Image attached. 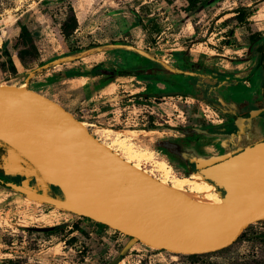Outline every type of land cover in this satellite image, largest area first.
I'll use <instances>...</instances> for the list:
<instances>
[{
    "label": "rangeland",
    "instance_id": "374dc122",
    "mask_svg": "<svg viewBox=\"0 0 264 264\" xmlns=\"http://www.w3.org/2000/svg\"><path fill=\"white\" fill-rule=\"evenodd\" d=\"M184 5L183 0H15L0 17V85H23L64 105L117 155L125 159L130 150L136 156L132 162L157 181L165 179L166 171L170 172L167 181L171 176H189L198 165L264 140V70L256 68L255 54V47L264 42V0H213L187 19ZM70 7L77 28L65 36L61 25ZM238 8L244 9L245 20L224 24ZM148 15L153 18L150 23ZM21 23L32 32L35 58L26 55L21 60L11 48ZM134 24L137 27L131 29ZM122 26L131 31L121 35ZM228 29L233 30L232 37L227 36ZM252 33L261 37L254 44L249 39ZM3 42L15 73L1 50ZM121 43L171 67L190 68L189 63L195 62L208 83L219 84L211 85L204 98L209 107L194 111L189 99L148 93L141 77L150 65L141 56H135L132 66L143 71L138 80L113 79L101 85L68 79L78 74L66 70L72 66L118 63L124 53L110 47ZM79 89L81 96L93 97L92 103L97 99L94 109L67 106L64 100L74 99ZM230 101H242L251 109L235 128L225 110ZM251 111L257 112L250 115ZM169 139L178 140L179 154L167 152L164 141ZM0 145L7 155L0 159L4 175L38 192L60 195L30 163L24 164L1 141ZM0 264H264V219L249 224L222 250L181 254L150 247L111 227L0 186Z\"/></svg>",
    "mask_w": 264,
    "mask_h": 264
},
{
    "label": "water",
    "instance_id": "95a60500",
    "mask_svg": "<svg viewBox=\"0 0 264 264\" xmlns=\"http://www.w3.org/2000/svg\"><path fill=\"white\" fill-rule=\"evenodd\" d=\"M0 141L60 195L11 181L7 188L156 249L219 251L264 219V140L197 166L195 173L224 199L225 212L197 210L165 197L62 106L26 88L0 85Z\"/></svg>",
    "mask_w": 264,
    "mask_h": 264
},
{
    "label": "crops",
    "instance_id": "0c3cea01",
    "mask_svg": "<svg viewBox=\"0 0 264 264\" xmlns=\"http://www.w3.org/2000/svg\"><path fill=\"white\" fill-rule=\"evenodd\" d=\"M148 21L152 22L153 18H150V15H148ZM142 21V20H141ZM121 29V35H125L128 33V31H131V29L136 28L137 26L134 24L132 25V28L129 29L128 26ZM114 47L121 48L122 53H124L123 57L120 55V61L113 65H108L105 63L106 61H100L93 63L88 66H72L70 69V72L78 73L76 75H70L68 76V79L73 80H81L84 79L86 81H89L91 84H101L105 85L109 81L115 79V81H122L127 78H135L138 80L137 75H128L124 74L122 72H130V71H139L142 69H133V63L135 60V56H141L148 61L147 65H150L149 67H145V73L141 77V81L144 83L145 88L148 90V93L150 94H174L175 96H180L185 99H189L192 102V109L195 107V109L198 111V109H203L202 106H207L208 103L205 101V97L209 95V92L212 89V86L216 88L217 85H219L217 82V85L211 84L207 82V78L204 73L197 70V68L194 67L195 62L189 63L190 68L185 67H171L169 65H165L162 63V61H158L151 54H149L146 51H143L137 47L121 43L119 45H113V47H110L113 49ZM132 47V48H129ZM138 53V54H135ZM80 63V58H77ZM202 70V69H201ZM82 73V74H80ZM214 73V72H213ZM215 74V73H214ZM216 78V79H215ZM214 80L216 81L219 79V77L215 76ZM94 86V85H93ZM86 89V88H85ZM83 93L82 89H79L77 93L74 95V99H70L68 97V100H64L67 103V106H72L74 108H79L81 110V106L88 107V108H95L97 105V99L94 103L91 101L93 100V97H87V96H81ZM99 101V100H98ZM243 101V100H242ZM234 102L230 101V107L228 109H225L229 115V118L235 122L233 127L235 128L237 124L240 123V119L242 115L249 113L251 109L246 108L243 104L244 102ZM195 102V103H194ZM219 104H221L223 101L219 100ZM65 107L64 105H62ZM209 107V105H208ZM67 109V107H65ZM69 110V109H67ZM238 122V123H237ZM237 123V124H236ZM233 128V129H234ZM232 128H230L231 130ZM166 141H173L172 143H168L169 150L167 152L169 154H179V145L177 139H169ZM166 145V144H165ZM167 147V146H164ZM4 157H7L6 152L3 153L1 156V159ZM22 168V166H20Z\"/></svg>",
    "mask_w": 264,
    "mask_h": 264
},
{
    "label": "trees",
    "instance_id": "16d2710c",
    "mask_svg": "<svg viewBox=\"0 0 264 264\" xmlns=\"http://www.w3.org/2000/svg\"><path fill=\"white\" fill-rule=\"evenodd\" d=\"M14 1L15 0H0V17L6 9L14 6ZM183 1H184L185 5L182 8V10L185 13L186 19L189 18L190 16L196 14L200 9L205 8L211 2H213V0H183ZM243 8L236 9L235 16H233L231 19H227L226 21H224V24L229 23L231 21H235L236 24L242 23L245 20V15L242 12V10H244ZM76 28H77V20H76V17H75V15H74L71 7H70L69 13L66 15V19L64 20V22L61 25V31L65 36H69L72 33V31H74ZM226 34L228 37H232L233 36V30L228 29ZM249 39H250V43L254 44L258 40H260L261 37L257 33H252L249 35ZM6 44H7L6 42L2 43L1 50H2L3 54L7 57V62L10 66L9 67L10 71L12 73H15L16 68L14 66V63H13L11 57H9V55H8V51L6 49V46H7ZM225 44L227 46H229L230 42L225 41ZM113 45H115V44H113ZM11 48L14 51H17V53L21 57V60L26 55H28L32 58L36 57L37 48H36V45H35L34 40H33L32 32L27 28V26L24 23H21L19 33L14 37V41L12 42ZM255 54L257 57L256 68H261L262 70H264V64H262V61L264 60V42L260 43L259 45H257L255 47ZM122 73L128 74V75H139V74L143 73V71L142 70L130 71V72L125 71ZM192 110L196 111L195 107ZM172 142L173 141H164V146H167V147H165L167 150H169L168 143H172ZM3 153H4V148L2 146H0V157L3 155ZM0 175H1L0 176V186L6 187L7 182H10V181L14 182L10 179L9 176L4 175V172L2 169H0ZM14 183L19 184V182H14ZM31 188H33V187H31ZM220 193L222 194V191H220ZM74 228L76 229V226L72 227L71 230H74Z\"/></svg>",
    "mask_w": 264,
    "mask_h": 264
},
{
    "label": "bare ground",
    "instance_id": "6f19581e",
    "mask_svg": "<svg viewBox=\"0 0 264 264\" xmlns=\"http://www.w3.org/2000/svg\"><path fill=\"white\" fill-rule=\"evenodd\" d=\"M20 88H24L23 85L20 86ZM82 125L84 126V123ZM105 146L112 150L110 146ZM113 152L118 154L115 151ZM127 155L125 159L123 157L121 158L130 164L148 184L165 197L197 210L206 212H225L226 206L224 199L217 192L215 186L208 183L202 175L191 173L189 176L185 177L171 176L172 178L167 181V178L170 177V172L166 171L165 179L157 181L143 170L138 162H132L136 156H134L130 150L127 151ZM164 168L165 167H163V170H165Z\"/></svg>",
    "mask_w": 264,
    "mask_h": 264
},
{
    "label": "built area",
    "instance_id": "2783aa9c",
    "mask_svg": "<svg viewBox=\"0 0 264 264\" xmlns=\"http://www.w3.org/2000/svg\"><path fill=\"white\" fill-rule=\"evenodd\" d=\"M80 111H82V109Z\"/></svg>",
    "mask_w": 264,
    "mask_h": 264
}]
</instances>
